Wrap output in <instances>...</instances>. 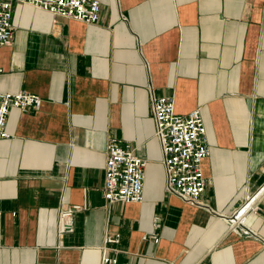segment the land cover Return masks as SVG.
Segmentation results:
<instances>
[{"label":"crops","instance_id":"crops-1","mask_svg":"<svg viewBox=\"0 0 264 264\" xmlns=\"http://www.w3.org/2000/svg\"><path fill=\"white\" fill-rule=\"evenodd\" d=\"M99 2L91 24L12 4L0 92L41 105L11 108L0 139V264H99L114 233L121 262L264 264V0ZM152 94L200 110L198 205L166 190ZM112 138L147 161L139 203L101 194Z\"/></svg>","mask_w":264,"mask_h":264},{"label":"built area","instance_id":"built-area-1","mask_svg":"<svg viewBox=\"0 0 264 264\" xmlns=\"http://www.w3.org/2000/svg\"><path fill=\"white\" fill-rule=\"evenodd\" d=\"M24 3L46 11L55 17H62L95 23L100 16L99 0H0V45L10 43L13 37L12 4ZM41 98L30 92H0V139L10 137L5 129L6 118L11 108L20 111L38 109ZM152 117L155 123V137L161 150V163L165 171L166 190L182 201L198 205L199 197L204 193L207 179L201 171V162L209 154L206 128L199 108L186 114L175 111L172 96H157L150 99ZM147 161L135 153L128 144L112 138L106 145L104 179L101 194L107 203H139L142 201L144 171ZM262 190V188H261ZM259 190V191H261ZM256 192L247 197L245 204L238 210L244 213L255 209ZM72 209L60 213L58 227L71 230ZM120 234L104 237L103 254L99 264H131L121 262L107 253V244H118Z\"/></svg>","mask_w":264,"mask_h":264}]
</instances>
